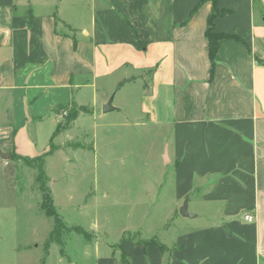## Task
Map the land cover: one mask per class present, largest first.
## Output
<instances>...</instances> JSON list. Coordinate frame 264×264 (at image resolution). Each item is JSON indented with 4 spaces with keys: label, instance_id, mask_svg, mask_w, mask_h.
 <instances>
[{
    "label": "crops",
    "instance_id": "1",
    "mask_svg": "<svg viewBox=\"0 0 264 264\" xmlns=\"http://www.w3.org/2000/svg\"><path fill=\"white\" fill-rule=\"evenodd\" d=\"M215 5L225 13L214 32L241 42L221 41L211 67L207 0H0L1 153H31L43 125L49 145L60 107L117 95L124 79L135 80L120 91L146 86L140 114L167 139L161 155L174 168L165 219L188 222L153 238L164 253L125 241L128 264H264V0ZM94 244L96 264H121L113 246L101 255Z\"/></svg>",
    "mask_w": 264,
    "mask_h": 264
},
{
    "label": "rangeland",
    "instance_id": "2",
    "mask_svg": "<svg viewBox=\"0 0 264 264\" xmlns=\"http://www.w3.org/2000/svg\"><path fill=\"white\" fill-rule=\"evenodd\" d=\"M138 80L130 88L119 89L117 95L105 97V92H99L94 101L86 97V113L81 110L75 121L66 117L77 106L60 107L51 144L49 126L43 125L41 135L33 138L34 150L23 156L35 159L48 146L44 172L53 205L66 227L85 233L62 232L54 237L46 256L44 247L53 220L40 212L35 171L7 154L0 156V264H96L95 241L101 255L106 246H113V252L121 256L122 238L167 240L188 222L165 219L172 206L168 200L174 168L165 165L161 155L167 139L140 114L144 84ZM112 96L122 112L103 114L102 106ZM159 184L164 186L160 198ZM189 210L205 209L191 202Z\"/></svg>",
    "mask_w": 264,
    "mask_h": 264
},
{
    "label": "trees",
    "instance_id": "3",
    "mask_svg": "<svg viewBox=\"0 0 264 264\" xmlns=\"http://www.w3.org/2000/svg\"><path fill=\"white\" fill-rule=\"evenodd\" d=\"M209 2L212 3L214 9H215V14L213 17H211L208 20V28L204 33L205 39L207 40V44H208V57H209V61L211 63V67H214L215 65V57L219 48V43L223 40H233L235 42H241V40L236 36V35H225V34H217L214 32V28H213V20L216 16L220 15V14H224L225 12H218L216 10V0H207ZM132 46L134 47L135 50L137 51H142L145 49L146 47V43H141V42H134L132 43ZM148 75L151 74V72L147 73ZM134 78H130V79H124L122 81H120L117 86H116V90L121 89L124 85L129 84L134 82ZM143 88H146V86H144ZM83 110L86 113V110L83 108H78L75 110H70L67 113V120L69 122L75 121L78 116H79V112ZM57 128V127H56ZM56 132V129L53 133V135L50 138L49 141V145L51 144V140L54 136ZM5 154L0 152V156L4 157ZM8 158L10 160H14V161H18L20 162L23 166H25L26 168H29L31 170L35 171V178H34V182L37 186L38 192L40 194V212L41 214H43V216H45L46 218H50L53 220V229L47 239V242L45 243V247H44V251H45V256L48 255V249L50 244L52 243V241H54V237L58 238L62 232L64 233H69V232H75V233H79L81 235H84L85 233H83L81 230L77 229H73L71 230V228H68L64 225V223L62 222L61 218L58 216L56 208L53 205V201H52V197H51V192L50 190L47 188L46 186V175L44 172V165H45V158L47 156L50 155V152L45 153L41 156L36 157L35 159H27V158H23V157H19L17 155H15L14 153L11 154H7ZM127 241L125 239H121L120 243H119V250L121 253L120 256V263L121 264H128V262L125 260L126 256L125 253H123L121 247L123 245V243ZM137 245H141L143 247H149V246H156L159 248V250L161 252H166V249L160 245L155 239H151L148 241H136L134 242Z\"/></svg>",
    "mask_w": 264,
    "mask_h": 264
},
{
    "label": "water",
    "instance_id": "4",
    "mask_svg": "<svg viewBox=\"0 0 264 264\" xmlns=\"http://www.w3.org/2000/svg\"><path fill=\"white\" fill-rule=\"evenodd\" d=\"M112 102H113V96L110 97V99L107 101V103L103 106V108H102V113L103 114H108L110 112L115 111V109L112 107ZM179 215L181 217H183V218L191 217V215H189L187 213V203L186 202H184L183 206L179 210Z\"/></svg>",
    "mask_w": 264,
    "mask_h": 264
},
{
    "label": "built area",
    "instance_id": "5",
    "mask_svg": "<svg viewBox=\"0 0 264 264\" xmlns=\"http://www.w3.org/2000/svg\"><path fill=\"white\" fill-rule=\"evenodd\" d=\"M244 220H245V222H247L249 224H252L254 222L253 217H252L251 214L244 215Z\"/></svg>",
    "mask_w": 264,
    "mask_h": 264
}]
</instances>
